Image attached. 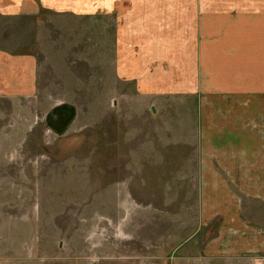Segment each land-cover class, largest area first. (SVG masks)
I'll use <instances>...</instances> for the list:
<instances>
[{
	"label": "rangeland",
	"instance_id": "obj_1",
	"mask_svg": "<svg viewBox=\"0 0 264 264\" xmlns=\"http://www.w3.org/2000/svg\"><path fill=\"white\" fill-rule=\"evenodd\" d=\"M136 2L0 17V47L37 59L35 92L0 98V264H232L202 255L219 225L199 223L195 97L123 78Z\"/></svg>",
	"mask_w": 264,
	"mask_h": 264
},
{
	"label": "crops",
	"instance_id": "obj_2",
	"mask_svg": "<svg viewBox=\"0 0 264 264\" xmlns=\"http://www.w3.org/2000/svg\"><path fill=\"white\" fill-rule=\"evenodd\" d=\"M122 1L0 0V17L41 10L89 15L98 8L120 16ZM222 3L137 0L128 13L133 65L120 56V69L140 96L197 101L189 142L195 145L199 223L219 225L203 257L264 264V0ZM36 73L33 54L0 47V98L31 96Z\"/></svg>",
	"mask_w": 264,
	"mask_h": 264
},
{
	"label": "water",
	"instance_id": "obj_3",
	"mask_svg": "<svg viewBox=\"0 0 264 264\" xmlns=\"http://www.w3.org/2000/svg\"><path fill=\"white\" fill-rule=\"evenodd\" d=\"M57 113H59L58 115L61 117L60 119H61V121H63L62 123H64L63 124V126L65 125L66 126V124L70 121V119H72V109H71V107H69V106H66V105H62V106H59V107H57L56 109H54L51 113H50V115H49V121H52V118H56V115H57ZM63 118V119H62Z\"/></svg>",
	"mask_w": 264,
	"mask_h": 264
},
{
	"label": "flooded vegetation",
	"instance_id": "obj_4",
	"mask_svg": "<svg viewBox=\"0 0 264 264\" xmlns=\"http://www.w3.org/2000/svg\"><path fill=\"white\" fill-rule=\"evenodd\" d=\"M58 124H60V123H58Z\"/></svg>",
	"mask_w": 264,
	"mask_h": 264
}]
</instances>
